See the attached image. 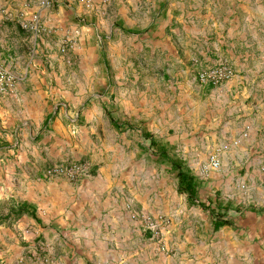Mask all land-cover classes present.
Returning <instances> with one entry per match:
<instances>
[{
	"label": "rangeland",
	"instance_id": "1",
	"mask_svg": "<svg viewBox=\"0 0 264 264\" xmlns=\"http://www.w3.org/2000/svg\"><path fill=\"white\" fill-rule=\"evenodd\" d=\"M99 1L97 14L110 22L109 0ZM142 4L131 11V28L79 42L84 23L71 21L53 45L52 54L71 65L61 75L65 91L71 98L78 86L85 90L79 100H54L70 111L63 124L75 125L68 132L70 152L47 158L61 145L52 148V140H43L46 132L20 126L15 150L25 158L10 163L4 148L13 139L0 126V264H61L68 248L60 227L65 212L49 201L54 190L46 185L54 177L74 183L97 173L110 181L103 192L110 206L130 212L138 226L131 255H214V264H264V0ZM83 6L92 9L94 0ZM20 13L13 21L26 33L49 32L37 13L43 30L23 28L33 13ZM65 39L70 42L62 53ZM219 63L232 67L229 79L220 85L199 79V72ZM109 115L132 128H115ZM143 130L170 144L198 177L195 204L177 192L171 164L158 161ZM34 154L36 162L29 160ZM211 155L218 168L207 167ZM70 161L86 164L87 174L70 180L46 173L48 165ZM30 194L48 202L50 210L36 211L39 221L11 213ZM145 217L166 221L158 237L143 230ZM218 218L228 223L214 229Z\"/></svg>",
	"mask_w": 264,
	"mask_h": 264
},
{
	"label": "crops",
	"instance_id": "2",
	"mask_svg": "<svg viewBox=\"0 0 264 264\" xmlns=\"http://www.w3.org/2000/svg\"><path fill=\"white\" fill-rule=\"evenodd\" d=\"M99 2L94 0L93 8L87 9L76 0H51V6L45 8L40 7L37 0H0V71L10 72L14 77L8 91L0 93V126L2 131L11 133L6 138L13 139L4 148L9 152L10 163L22 162L25 158L15 150L20 126L28 130L35 126L46 132L43 140H52V148L61 145L59 150H51L47 158L62 156L64 149L71 151L73 134L68 135V132L72 133L75 125L63 124L70 111L64 101L54 100L58 97L79 100L85 90L78 86L77 95L71 98L65 91L61 75L70 71L71 65L52 54L53 45L60 43L71 21L84 23L79 28V42L93 33L131 28L135 22L130 17L131 11H139L143 5V0H109L110 22H106L97 14ZM19 13L23 18L37 13L49 32L43 35L26 33L13 21ZM42 56L50 59L43 62ZM58 103L63 106L57 107ZM75 114L80 115L79 109ZM81 130L82 126L78 125L77 134ZM29 160L38 161L35 154ZM48 181L46 187L54 190L49 201L61 203L62 212H65L60 227L65 229L64 243L68 248L61 264H214V255H131L133 233L139 230L138 226L130 212L118 205L110 206L109 192L105 197L103 194L110 181L107 177L103 179L101 173L86 175L74 183L61 177ZM42 195L30 194L21 199L33 204L36 211H48L50 209L44 207L48 202L44 203Z\"/></svg>",
	"mask_w": 264,
	"mask_h": 264
},
{
	"label": "built area",
	"instance_id": "3",
	"mask_svg": "<svg viewBox=\"0 0 264 264\" xmlns=\"http://www.w3.org/2000/svg\"><path fill=\"white\" fill-rule=\"evenodd\" d=\"M78 3L90 7L93 0H76ZM106 1V0H103ZM40 7L45 8L51 6V0H37ZM23 28H28L34 32H39L43 30L40 25L39 17L37 14H33L29 23H22ZM70 39H65L60 51L64 53L68 46ZM233 74V69L225 63H219L213 67L207 68L199 72L198 77L201 81L209 82L213 85H220L227 79H229ZM13 76L9 72H0V91H6L11 83L13 82ZM220 161L216 155H211L208 160L207 167L211 169L218 168ZM86 164L79 161H70L65 163H54L46 167V173L50 175H62L66 176L70 180H78L80 177L87 174ZM143 230L149 231L152 236L158 237L160 232L165 228L166 221L162 218L158 220H151L150 218H142Z\"/></svg>",
	"mask_w": 264,
	"mask_h": 264
},
{
	"label": "trees",
	"instance_id": "4",
	"mask_svg": "<svg viewBox=\"0 0 264 264\" xmlns=\"http://www.w3.org/2000/svg\"><path fill=\"white\" fill-rule=\"evenodd\" d=\"M109 120L115 128H118L121 131L125 130L127 127L132 128L131 125H125L124 122H119L110 115ZM142 136L150 140V147L153 149V152L159 162H168L171 164V171L177 178V192L180 194H185L190 203L195 204L197 190L200 185V180L198 177L194 175L192 171L185 165L184 160L174 154L173 147L170 144L157 141L147 130L142 131ZM227 208L228 206H225V209ZM11 213L15 218H19L21 215L27 214L39 221L36 214V207L33 204L27 202H18L16 209H14V211ZM227 223L228 221L218 218L214 222V229H218Z\"/></svg>",
	"mask_w": 264,
	"mask_h": 264
}]
</instances>
